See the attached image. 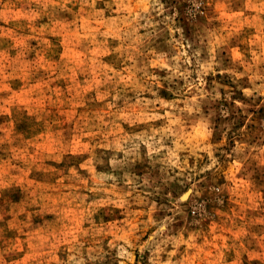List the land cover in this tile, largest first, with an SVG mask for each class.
Wrapping results in <instances>:
<instances>
[{
  "label": "rangeland",
  "instance_id": "rangeland-1",
  "mask_svg": "<svg viewBox=\"0 0 264 264\" xmlns=\"http://www.w3.org/2000/svg\"><path fill=\"white\" fill-rule=\"evenodd\" d=\"M0 264H264V0H0Z\"/></svg>",
  "mask_w": 264,
  "mask_h": 264
}]
</instances>
